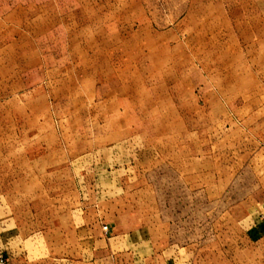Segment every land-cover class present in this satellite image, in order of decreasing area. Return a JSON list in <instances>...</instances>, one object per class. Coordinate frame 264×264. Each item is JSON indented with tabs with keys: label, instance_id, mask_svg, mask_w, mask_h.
<instances>
[{
	"label": "rangeland",
	"instance_id": "1",
	"mask_svg": "<svg viewBox=\"0 0 264 264\" xmlns=\"http://www.w3.org/2000/svg\"><path fill=\"white\" fill-rule=\"evenodd\" d=\"M0 260L264 264V0H0Z\"/></svg>",
	"mask_w": 264,
	"mask_h": 264
},
{
	"label": "built area",
	"instance_id": "2",
	"mask_svg": "<svg viewBox=\"0 0 264 264\" xmlns=\"http://www.w3.org/2000/svg\"><path fill=\"white\" fill-rule=\"evenodd\" d=\"M105 230H107V228L105 227ZM0 264H4L2 260H0Z\"/></svg>",
	"mask_w": 264,
	"mask_h": 264
},
{
	"label": "crops",
	"instance_id": "3",
	"mask_svg": "<svg viewBox=\"0 0 264 264\" xmlns=\"http://www.w3.org/2000/svg\"><path fill=\"white\" fill-rule=\"evenodd\" d=\"M18 182H19L18 184H23L22 181H19V180H18ZM17 192H18V189H17Z\"/></svg>",
	"mask_w": 264,
	"mask_h": 264
}]
</instances>
